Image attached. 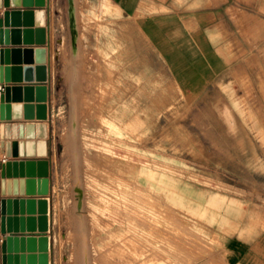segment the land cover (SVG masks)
<instances>
[{
    "label": "rangeland",
    "instance_id": "obj_1",
    "mask_svg": "<svg viewBox=\"0 0 264 264\" xmlns=\"http://www.w3.org/2000/svg\"><path fill=\"white\" fill-rule=\"evenodd\" d=\"M73 2L70 9L62 0L63 106L54 114L68 177L57 204L67 232L62 244L72 240L80 256L91 220L95 234L108 233L111 258L128 260L142 246L181 264H224V240L264 221V60H230L199 89L185 88L173 71L183 74V64L151 60L144 39L142 59L133 60L139 34L134 22L113 17L112 4L105 40L107 27L99 22L107 7ZM70 11L82 30L74 55ZM82 94L89 111L74 114V123L81 120L71 127L70 104Z\"/></svg>",
    "mask_w": 264,
    "mask_h": 264
},
{
    "label": "crops",
    "instance_id": "obj_2",
    "mask_svg": "<svg viewBox=\"0 0 264 264\" xmlns=\"http://www.w3.org/2000/svg\"><path fill=\"white\" fill-rule=\"evenodd\" d=\"M74 0H69V8L74 5ZM102 3V6L107 8L101 10L102 20L99 24L103 27H107L105 40L108 39L109 34V17L110 5L112 4L115 9L112 10L116 14H112L113 17L121 18L124 22H134L137 33L139 34L138 40H133L134 56L133 60H141L140 51H137L141 45V40L148 44L153 53L154 58L151 60H164L166 64L175 66L178 63L183 64L180 71L183 74H179L177 68L173 67V71L178 75V80L185 88H197L200 87V82L206 79V75L209 73H215L219 71L223 66L228 64L230 60H264V0H98ZM45 6H32L33 8L45 9V26H46V38H47V65H48V79L47 84V118L37 119L25 118L23 116V109L21 110V117L18 119H8L4 122L8 123H36L43 122L46 125V156H28L26 151L25 133L23 130V137L17 136L3 140L22 141V155L19 151V145L16 144V155L6 156L5 151L1 150V138H0V162L6 160H28L47 158L49 162V183L47 194H17L15 196H23L29 198H45L47 200V219L48 229L45 233L48 235V264H181L171 258L169 255L159 252L151 248L142 246L135 248L132 258L115 259L111 258L110 249L108 246V233L107 234H95L92 226L93 222L88 220L86 237V246L81 250V255H77V252L73 250L74 244L70 241L71 246L62 244L60 238L64 239L67 236L66 231H62L59 214L57 212V204L61 201L63 203L65 193H67L68 177L66 172L62 169L61 160V144L56 139V119L54 114L58 115L59 110L63 104H60L61 100V83L57 70V65L62 53V44L66 37L65 31V13L62 5V0H45ZM68 8V9H69ZM3 8L0 9L2 11ZM70 15L73 18L75 28L76 39L72 38V30L69 22L68 15V27L70 31L71 41V53L74 55L78 51L79 39L81 38L82 30L75 25V12L70 11ZM20 26H11L8 28H24L23 21L20 19ZM32 27H35L33 25ZM74 34V37H75ZM78 40V41H77ZM139 41V42H138ZM135 43V44H134ZM25 46L26 44L21 43ZM37 45V44H32ZM86 44L82 43L84 49ZM41 46V45H40ZM87 46V45H86ZM80 47V46H79ZM23 61V60H22ZM35 63H24L20 65ZM17 65L11 62L8 66ZM77 65V64H76ZM87 76L88 73H81V77ZM104 79V78H103ZM186 81V83H185ZM10 83L24 84H39V81H9ZM194 85V86H193ZM199 86V87H198ZM86 96L92 94L91 89L83 91ZM83 95H76L77 100L70 104L71 111V127L75 124L79 125L80 118L75 122L74 114H81L89 111V108L83 104ZM108 98V97H107ZM25 103L33 101H10L9 103ZM102 102V118L103 113ZM108 106V99H107ZM56 111V112H55ZM108 111V108H107ZM108 119V117H107ZM3 121L0 120V124ZM103 127V126H101ZM18 133V129H16ZM36 139V138H34ZM34 152H36L37 146L34 144ZM12 151V147L10 148ZM25 168V166H23ZM16 176L10 173L8 178L10 181L13 179L19 180V178H27L25 175L21 177L19 175V166H16ZM25 170V169H24ZM1 171V167H0ZM25 174V173H23ZM35 178H38L35 176ZM1 180V174H0ZM11 183V189H12ZM26 185H23L25 190ZM19 190V184H18ZM14 196V195H12ZM1 198V194H0ZM1 210V207H0ZM59 210V209H58ZM38 209L35 205L34 213H27L26 205H24L23 216H37ZM1 216V211H0ZM11 218V229H14L13 217L20 216V207H17V213H14L13 206H11V212L8 215ZM26 221H24L25 223ZM60 223V224H59ZM258 223H253L245 228H239L232 233L228 238L224 240L222 246V256L224 264H264V221L261 227H258ZM25 226V225H24ZM6 231L5 234L0 232V245L1 240L6 234H35L37 237L40 231L37 228L34 231H28L24 227V231ZM104 237L107 241L104 245ZM66 241V240H65ZM69 243V244H70ZM20 249V242H17ZM24 255L29 253L26 250V242H24ZM12 248L11 255L15 252ZM20 251L17 252L20 255ZM0 247V264H2ZM35 262H38L37 254L38 250L34 251ZM14 264V259L12 263ZM18 264H20V258H18ZM25 264H27V258H25Z\"/></svg>",
    "mask_w": 264,
    "mask_h": 264
},
{
    "label": "water",
    "instance_id": "obj_3",
    "mask_svg": "<svg viewBox=\"0 0 264 264\" xmlns=\"http://www.w3.org/2000/svg\"><path fill=\"white\" fill-rule=\"evenodd\" d=\"M45 0H0V82L4 83V88L0 92V138L1 150L5 151L6 156L16 155V144L19 145V151L22 155V141L3 140L9 139L11 136L16 138L24 135L28 138L26 144V155L46 156V125L43 122L36 123H8L4 122L8 119H18L23 116L25 118L46 119L47 118V84L48 65H47V38L45 26V9L33 8L32 6H45ZM20 19L23 21L24 28H8L11 26H20ZM69 22L72 30V38L74 39L75 28L73 27V18L69 12ZM35 25V27H32ZM21 43L26 44L25 46ZM37 45H32V44ZM41 45V46H40ZM23 60V61H22ZM17 64L8 66L9 63ZM24 63H35L34 65ZM39 81V84L31 83L22 85L21 83H10L9 81ZM33 101L21 103H9L12 101ZM18 129V133H16ZM36 138V139H34ZM34 144L37 149L34 152ZM12 147L13 151L10 149ZM16 166H19V175L27 178L13 179L10 181V173L16 176ZM25 166V168H23ZM1 180H0V232L5 234L6 231H24V227L28 231H34L37 228L40 231L39 235L35 234H6L1 240V258L2 264H11L14 259V264H48V235L45 231L48 229L47 217V200L45 198H29L23 196H15L17 194H47L49 183V162L47 158L28 159V160H6L0 162ZM25 169V170H24ZM25 173V174H23ZM37 176L38 178H35ZM12 183V189H11ZM19 184V190H18ZM26 185L23 190V185ZM77 198L80 203L83 192L81 188L76 187ZM14 195V196H12ZM24 205H26L27 213L35 212L37 205L38 215L23 216ZM13 206L14 213H17V207H20V216L13 217L14 229L11 227V218L8 216ZM24 221H26L24 223ZM25 225V226H24ZM20 242V249L17 242ZM24 242H26V250L29 253L24 255ZM14 248V255H11ZM38 250L36 255L38 262H35L34 251ZM20 251V255L17 252Z\"/></svg>",
    "mask_w": 264,
    "mask_h": 264
},
{
    "label": "built area",
    "instance_id": "obj_4",
    "mask_svg": "<svg viewBox=\"0 0 264 264\" xmlns=\"http://www.w3.org/2000/svg\"><path fill=\"white\" fill-rule=\"evenodd\" d=\"M3 88H4V83L0 82V92L3 90Z\"/></svg>",
    "mask_w": 264,
    "mask_h": 264
}]
</instances>
